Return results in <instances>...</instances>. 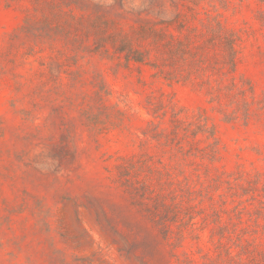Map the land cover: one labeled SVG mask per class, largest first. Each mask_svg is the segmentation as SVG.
Segmentation results:
<instances>
[{"label":"rangeland","instance_id":"374dc122","mask_svg":"<svg viewBox=\"0 0 264 264\" xmlns=\"http://www.w3.org/2000/svg\"><path fill=\"white\" fill-rule=\"evenodd\" d=\"M0 264H264V0H0Z\"/></svg>","mask_w":264,"mask_h":264}]
</instances>
